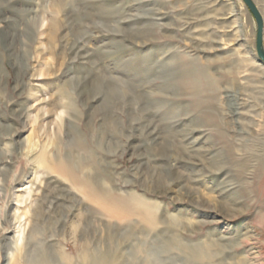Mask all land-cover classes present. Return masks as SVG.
<instances>
[{"label":"rangeland","instance_id":"374dc122","mask_svg":"<svg viewBox=\"0 0 264 264\" xmlns=\"http://www.w3.org/2000/svg\"><path fill=\"white\" fill-rule=\"evenodd\" d=\"M253 42L241 0H0V264H264Z\"/></svg>","mask_w":264,"mask_h":264},{"label":"bare ground","instance_id":"6f19581e","mask_svg":"<svg viewBox=\"0 0 264 264\" xmlns=\"http://www.w3.org/2000/svg\"><path fill=\"white\" fill-rule=\"evenodd\" d=\"M240 1V0H239ZM253 2L255 3V5L257 6V8H258V10H259V12H260V14H261V16H262V19H263V24H264V0H253ZM246 10V9H245ZM108 11V10H107ZM247 11H248V9H247ZM33 16V15H32ZM43 20V19H42ZM41 24H42V22H40ZM43 25V24H42ZM253 25H254V36H255V22H254V20H253ZM23 38V37H22ZM263 46H264V26H263ZM253 47H254V42H253ZM254 54H255V49H254ZM255 60L257 61V65H259L261 68H264V65L261 63V62H259V60L256 58V55H255ZM20 64V63H19ZM24 70V69H23ZM23 83V82H22ZM241 111V107H240V105L239 104H235V106H233V108H232V111H231V115H232V117H235L234 118V120H235V122L237 123V124H239V121H238V119H239V115H241L242 114V112H240ZM237 132V134H239V135H241V134H243L244 133V130L242 129V128H240L238 131H236ZM156 134V133H155ZM29 142H30V140H29ZM45 151H46V149H45ZM44 152V151H43ZM43 154H45V153H42V156H43ZM41 155L39 154V157H40ZM41 156V157H42ZM40 157V158H41ZM44 158H42L41 159V161L43 160ZM44 161V160H43ZM45 162V161H44ZM46 163V162H45ZM38 165H40V164H38ZM41 166H42V164H41ZM44 166H47V164L46 165H44ZM43 167V166H42ZM48 167V166H47ZM38 169V168H37ZM48 170V169H47ZM49 172V171H48ZM84 181V180H83ZM82 181V182H83ZM85 188H87L86 190H87V192H88V194H89V196H90V198H92L93 200H96V201H98V202H100L102 205H104V206H106V207H108L109 205H111V203L113 204V203H115V204H118L117 206L119 207V208H121L122 210H126V211H133L134 209H133V206H135V205H133V203L134 204H136V205H140V204H142V202H140V200H137L136 198H133L132 199V201L130 200H126L125 198L123 199V198H116V197H112V196H109L108 194H107V192H105V191H103L101 188H99L97 185H95V184H93V183H91V182H89V181H86L85 182ZM83 185V186H84ZM81 186V185H80ZM81 189H83V187H81ZM69 191V190H68ZM78 191V190H77ZM83 193L85 192V191H82ZM86 193V192H85ZM84 193V194H85ZM45 194V193H44ZM61 194V193H60ZM46 195V194H45ZM54 195V194H53ZM62 195V194H61ZM87 196V195H86ZM53 197V196H52ZM81 199V198H80ZM130 199V198H129ZM63 200V199H62ZM53 201V200H52ZM60 201V200H59ZM83 201V200H82ZM62 202V201H61ZM48 203V202H47ZM61 204V203H60ZM142 206H143V204H142ZM144 207L147 209V211L149 210V207L148 206H146V205H144ZM134 208H136V206L134 207ZM107 210V209H106ZM104 211V210H103ZM146 211V210H145ZM151 211V210H150ZM108 212H109V210H108ZM111 212H114V211H111ZM116 212V211H115ZM116 214V213H115ZM120 214V213H119ZM118 214V215H119ZM150 215V214H149ZM6 230V229H5ZM31 235V234H30ZM29 235V236H30ZM31 237V236H30ZM19 239V238H18ZM254 239V238H253ZM15 242H17V240H15ZM223 242H224V240H223ZM231 242V241H230ZM210 243H212V242H210ZM229 243V242H228ZM230 244V243H229ZM256 252V251H255ZM252 253V252H251ZM85 258H86V260H87V263L86 264H90V262H93V264H103V258H102V256H100V255H95V254H84L83 255ZM17 257V256H16ZM14 261V260H13ZM247 262V261H246ZM10 263V262H9ZM19 263V262H18ZM17 263V264H18ZM16 264V263H15Z\"/></svg>","mask_w":264,"mask_h":264},{"label":"water","instance_id":"95a60500","mask_svg":"<svg viewBox=\"0 0 264 264\" xmlns=\"http://www.w3.org/2000/svg\"><path fill=\"white\" fill-rule=\"evenodd\" d=\"M255 22L254 49L256 58L264 65L263 19L253 0H241Z\"/></svg>","mask_w":264,"mask_h":264}]
</instances>
